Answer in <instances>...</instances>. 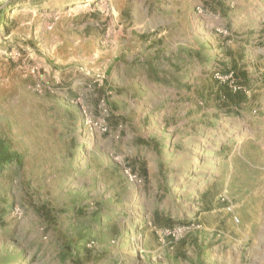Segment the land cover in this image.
I'll return each mask as SVG.
<instances>
[{
    "label": "rangeland",
    "instance_id": "rangeland-1",
    "mask_svg": "<svg viewBox=\"0 0 264 264\" xmlns=\"http://www.w3.org/2000/svg\"><path fill=\"white\" fill-rule=\"evenodd\" d=\"M0 264H264V0H0Z\"/></svg>",
    "mask_w": 264,
    "mask_h": 264
},
{
    "label": "bare ground",
    "instance_id": "bare-ground-1",
    "mask_svg": "<svg viewBox=\"0 0 264 264\" xmlns=\"http://www.w3.org/2000/svg\"><path fill=\"white\" fill-rule=\"evenodd\" d=\"M81 5L76 4L75 8H79ZM24 8L21 9V11H23Z\"/></svg>",
    "mask_w": 264,
    "mask_h": 264
},
{
    "label": "built area",
    "instance_id": "built-area-1",
    "mask_svg": "<svg viewBox=\"0 0 264 264\" xmlns=\"http://www.w3.org/2000/svg\"><path fill=\"white\" fill-rule=\"evenodd\" d=\"M235 220H237V219L235 218Z\"/></svg>",
    "mask_w": 264,
    "mask_h": 264
}]
</instances>
